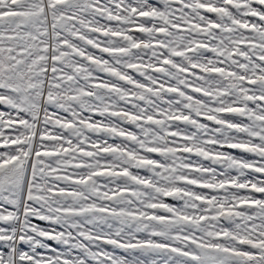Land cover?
<instances>
[{"label": "snow or ice", "instance_id": "snow-or-ice-1", "mask_svg": "<svg viewBox=\"0 0 264 264\" xmlns=\"http://www.w3.org/2000/svg\"><path fill=\"white\" fill-rule=\"evenodd\" d=\"M0 264H264V0H0Z\"/></svg>", "mask_w": 264, "mask_h": 264}]
</instances>
